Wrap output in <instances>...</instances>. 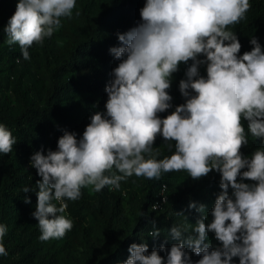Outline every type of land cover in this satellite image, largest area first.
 <instances>
[{"label":"clouds","instance_id":"obj_1","mask_svg":"<svg viewBox=\"0 0 264 264\" xmlns=\"http://www.w3.org/2000/svg\"><path fill=\"white\" fill-rule=\"evenodd\" d=\"M75 8L76 0H17L3 28L6 43L18 45L23 59L29 60L28 49L42 46L62 27L61 18H72ZM250 9L249 0H145L140 22L117 33L120 46L109 49L120 62L104 88L105 111L90 116L80 139L65 130L56 150L30 156L29 166L41 178L35 183L37 201L31 213L38 221L40 241L62 239L72 230L65 201H78L82 188L99 193L106 186L119 190L133 175L160 181L163 173L186 171L199 180L215 171L220 192L211 221L205 223L207 216L202 215L191 233L187 227L171 226L165 243L169 237L178 242L170 248L161 243L149 252L147 243H132L123 264H232L233 258L239 264H264V50L252 37L251 50L241 55L242 46L230 30ZM189 61L186 78L178 85L185 102L160 118L159 113L172 107L167 90L173 74ZM200 65L206 66V77L200 75ZM249 134L260 139L262 147L244 156L241 149L248 145ZM158 135L174 141L168 147L175 151L163 159H145ZM16 143L12 131L0 124V154L11 153ZM157 208L152 205L153 211ZM188 208L205 212V205L195 202ZM152 223L149 235L155 240L161 233ZM6 231L0 224V256L7 255ZM209 232L218 247L207 241ZM192 255L200 259L193 262Z\"/></svg>","mask_w":264,"mask_h":264},{"label":"trees","instance_id":"obj_2","mask_svg":"<svg viewBox=\"0 0 264 264\" xmlns=\"http://www.w3.org/2000/svg\"><path fill=\"white\" fill-rule=\"evenodd\" d=\"M249 2L251 9L246 19L230 26L242 46L241 55L251 50L252 37L264 50V0ZM16 3L17 0H0V11L14 12ZM144 3L145 0H76L72 18H61L62 27L51 38H46L42 46L34 44L29 48V60L23 59L18 45L5 42L6 25H0V124L11 130L17 141L11 153L0 154V224L7 228L3 237L7 255L0 256V264H123L132 243H147L149 252L161 243L170 248L178 242L169 237L165 243L171 226L187 227L191 233L202 215L207 216L205 223L211 221L210 211L220 192L219 173L213 171L192 180L186 171H173L163 173L160 181L133 175L121 182L119 190L106 186L96 193L90 187L82 188L78 201H65V215L74 222L72 230L62 239H38V221L31 213L37 201L35 183L41 178L29 166L30 156L40 150L45 154L49 149L56 150L57 139L65 130L75 132L80 139L90 116L105 111L104 88L120 62L109 49L120 46L117 33L140 22L139 10ZM191 63H181L173 74L167 90L172 107L159 113L160 118L185 102L178 85L186 78L185 71ZM205 68L200 65L199 73L206 77ZM243 124L247 131V121ZM248 140L241 149L244 156L262 147V141L250 134ZM174 143L158 135L152 154L143 155L145 159H163L175 151L174 146L171 150L168 147ZM157 151L159 156L154 155ZM160 185H167L166 203L161 210L152 211L150 205ZM25 187L33 191L22 192ZM25 197L30 203L24 202ZM190 202L205 205V212L189 209ZM54 203L59 207L58 202ZM140 212L146 216H140ZM181 212L184 216L177 215ZM153 221L161 233L155 240L149 235ZM207 241L219 246L214 233L207 234ZM186 250L191 254V249ZM159 254L166 257L165 252ZM191 259L195 262L200 257L192 255ZM232 264H239V259L233 258Z\"/></svg>","mask_w":264,"mask_h":264},{"label":"built area","instance_id":"obj_3","mask_svg":"<svg viewBox=\"0 0 264 264\" xmlns=\"http://www.w3.org/2000/svg\"><path fill=\"white\" fill-rule=\"evenodd\" d=\"M166 188H163L162 185H160L156 195H155V199L152 202V204L150 205V209L153 211L152 209V205L156 204L158 205V208L155 211L161 210L164 206V204L166 203V194H165Z\"/></svg>","mask_w":264,"mask_h":264},{"label":"rangeland","instance_id":"obj_4","mask_svg":"<svg viewBox=\"0 0 264 264\" xmlns=\"http://www.w3.org/2000/svg\"><path fill=\"white\" fill-rule=\"evenodd\" d=\"M10 11H8V10H1L0 11V25H7L8 19L14 13V12H10Z\"/></svg>","mask_w":264,"mask_h":264}]
</instances>
